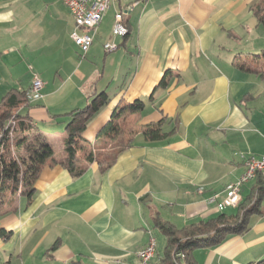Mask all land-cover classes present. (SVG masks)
<instances>
[{
	"label": "crops",
	"instance_id": "0c3cea01",
	"mask_svg": "<svg viewBox=\"0 0 264 264\" xmlns=\"http://www.w3.org/2000/svg\"><path fill=\"white\" fill-rule=\"evenodd\" d=\"M258 1L118 0L82 54L61 0H0V101L11 90L28 91L35 73L43 82L41 98L21 110L35 127L56 128L59 119L85 109L78 117L87 121L81 137L95 150L112 112L141 100L142 111L129 117L134 126L165 118L164 131L173 132L155 143L138 134L104 172L79 158L83 172L73 177L61 164L64 153L54 156L29 204L15 195L0 205V264H138L150 238L155 253L158 243L166 246L154 236L161 234L155 214L182 228L237 212L217 204L244 173L245 159L264 155V119L247 107L257 99L244 93V75L264 79L242 71L236 60L264 50V29L251 11ZM117 12L126 37L112 35ZM97 38L103 55L94 46ZM106 43L117 50L105 53ZM73 46L84 61L74 59ZM254 63L264 71V58ZM69 123L59 136H67ZM253 184L242 186L241 202ZM262 211L249 217L243 234L195 249V264L264 262Z\"/></svg>",
	"mask_w": 264,
	"mask_h": 264
},
{
	"label": "trees",
	"instance_id": "16d2710c",
	"mask_svg": "<svg viewBox=\"0 0 264 264\" xmlns=\"http://www.w3.org/2000/svg\"><path fill=\"white\" fill-rule=\"evenodd\" d=\"M257 24L264 29V0H259L251 7ZM129 33V31H128ZM128 35V34H127ZM126 35V36H127ZM125 36V37H126ZM264 58V50L250 58L251 62ZM239 68L246 73H254L264 79L262 69L251 65L239 64ZM165 84L161 81L160 85ZM28 91L11 90L0 101V205L7 197L15 195L24 197L27 204L31 202L34 184L41 170L49 163L55 162L54 149L47 141L45 134L35 132L36 127L27 114L21 110L28 107ZM144 108L141 100L124 105L112 112L110 120L99 131V140L95 150L92 145L81 137L87 121L78 117L85 109L74 110L71 122L68 124L67 136L64 140V166L73 177L80 176L83 168H78L79 158L86 163L96 162L102 172L114 165L118 156L133 146L135 137L139 134L145 143L163 141L172 133H166L164 126L166 119L148 125L134 126L129 117L139 114ZM12 125H6L9 121ZM109 144V145H108ZM104 147V148H103ZM254 181L249 196L239 203L236 213H221L207 221H200L182 228L162 220L157 214L153 217L154 228L166 239V246L162 254L155 253L153 264H195L192 252L198 248H213L227 236L241 235L248 230V219L252 215L263 213L264 178L258 176ZM0 230V236H5ZM57 247V243L52 249ZM9 264V263H5ZM264 264V262L250 263Z\"/></svg>",
	"mask_w": 264,
	"mask_h": 264
},
{
	"label": "built area",
	"instance_id": "2783aa9c",
	"mask_svg": "<svg viewBox=\"0 0 264 264\" xmlns=\"http://www.w3.org/2000/svg\"><path fill=\"white\" fill-rule=\"evenodd\" d=\"M69 10V13L74 21V30L71 33V39L74 44L85 54L93 43V35L103 20L104 14L110 9L111 5L118 0H61ZM147 2L149 0H140ZM131 7H128L125 12H129ZM121 33H128V29L123 22V13L117 12L114 16V25L112 35L121 37ZM117 45L114 43H106L103 45L105 53H111L117 50ZM32 70L31 66H28ZM43 82L37 74L33 73L31 86L28 90L29 102H34L41 98V90ZM14 122L9 121L6 125H12ZM1 127V126H0ZM245 171L240 178L226 188L225 197L217 204L220 211L228 208L238 207L241 201V189L245 184L255 180L258 176L264 175V155L257 158L250 156L244 161ZM217 197H212L208 200L209 203L216 202ZM264 204V198H263ZM156 251L155 242L150 238L149 243L138 253V264H149L153 259Z\"/></svg>",
	"mask_w": 264,
	"mask_h": 264
},
{
	"label": "rangeland",
	"instance_id": "374dc122",
	"mask_svg": "<svg viewBox=\"0 0 264 264\" xmlns=\"http://www.w3.org/2000/svg\"><path fill=\"white\" fill-rule=\"evenodd\" d=\"M97 45V46H96ZM94 46H96L98 48V51L102 53L103 55V52H102V47H101V43L99 41V39L97 38V40L94 42ZM72 53H73V56H74V59L79 62V61H84V58L82 57V54L81 52L79 51L78 48H76L75 46L72 47ZM254 53H256V51H254ZM257 55V54H256ZM254 56V54H249L248 53H242V56L241 58H238V55H237V64H247V65H251L255 68H258V65L253 63V62H250L249 58H252ZM248 58V59H247ZM89 59V58H88ZM67 68H69V66H67ZM70 69V68H69ZM53 75V74H52ZM51 75V76H52ZM246 77V81H247V86L245 87V92L246 94H250V96L252 97H256L255 99H257L254 103L253 101H249L247 103V107L249 108H252L253 106L256 108V115L260 118V119H264V80H260L259 78H254L253 75H244ZM49 83H51V80H49ZM91 108V106H90ZM59 119L57 125H56V128H48V127H45L43 125H37L36 127V131L37 132H44L47 137V141L49 142V144L53 147L54 149V156L58 159V158H61L62 156V152H63V147H64V140L66 137H62L59 136L60 133L62 132L61 129L63 128V125L64 124H67L69 122H71V119ZM67 122V123H66ZM261 133L264 134V130L263 129H260ZM109 145V144H108ZM104 148V147H103ZM258 154H262V153H258ZM259 158V157H257ZM264 208V206L262 207ZM154 236L155 237H159V239H165V237H163L161 234H159L158 232H155L154 233ZM158 243V241H157ZM156 243V244H157ZM157 248H158V251H159V254H162L164 249L163 247H160L159 246V243L157 245Z\"/></svg>",
	"mask_w": 264,
	"mask_h": 264
},
{
	"label": "bare ground",
	"instance_id": "6f19581e",
	"mask_svg": "<svg viewBox=\"0 0 264 264\" xmlns=\"http://www.w3.org/2000/svg\"><path fill=\"white\" fill-rule=\"evenodd\" d=\"M128 33H121V37H125ZM2 136V130L0 129V137ZM264 178V175H261Z\"/></svg>",
	"mask_w": 264,
	"mask_h": 264
}]
</instances>
